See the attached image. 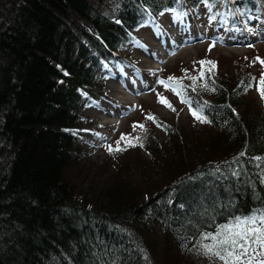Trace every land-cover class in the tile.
<instances>
[{
  "label": "trees",
  "instance_id": "obj_1",
  "mask_svg": "<svg viewBox=\"0 0 264 264\" xmlns=\"http://www.w3.org/2000/svg\"><path fill=\"white\" fill-rule=\"evenodd\" d=\"M200 4L230 20L264 16V0H0V264H214L200 234L264 209V165L252 159L264 156V99L244 97L248 75L228 84L206 72L207 89H186L207 105L206 151L195 161L161 122L172 150L156 156L146 138L164 173L143 185L95 178L76 145L80 111L137 28Z\"/></svg>",
  "mask_w": 264,
  "mask_h": 264
},
{
  "label": "rangeland",
  "instance_id": "obj_2",
  "mask_svg": "<svg viewBox=\"0 0 264 264\" xmlns=\"http://www.w3.org/2000/svg\"><path fill=\"white\" fill-rule=\"evenodd\" d=\"M216 15L201 4L191 14L162 12L139 26L135 39L108 62L97 96L80 111L82 130L76 140L82 162L95 178L107 179L119 174L136 185H143L146 178L163 176V165L139 145L127 147L125 151H108V145L115 148L123 133L139 136L143 143L151 138L153 148L159 150L156 156L170 155L172 148L167 132L147 120L148 114L176 127L192 159L202 158L206 151L203 141L214 128L196 120L179 96L157 83L169 76L183 78L185 69L189 75L198 76L200 60L215 61L212 74L228 84L243 75L256 78L243 94L249 104L262 105L257 87L264 65L256 58L264 60V16L254 13L242 22L239 14H234L231 20L229 14ZM170 52L172 55L168 56ZM182 83L192 85L187 78ZM157 93L163 94L176 111L159 103ZM94 113L102 115L108 123L99 125L103 120ZM134 123H143L147 131L139 127L133 130ZM125 146L121 141L120 147Z\"/></svg>",
  "mask_w": 264,
  "mask_h": 264
},
{
  "label": "snow or ice",
  "instance_id": "obj_3",
  "mask_svg": "<svg viewBox=\"0 0 264 264\" xmlns=\"http://www.w3.org/2000/svg\"><path fill=\"white\" fill-rule=\"evenodd\" d=\"M207 3V0H204ZM119 23V21H117ZM261 65H264V60L259 57ZM198 63L201 69L198 70V76L188 74L185 69V77L177 78L169 76L167 80L160 79L157 83L164 85L165 89H171L177 96L181 98V102L189 106L193 117L201 123H210L207 116L204 115L206 104L197 103L193 107V100L187 96L186 89L191 87L192 91H196V87L208 88V79L205 77V72L212 73L216 67V62L208 59L200 60ZM211 65L209 68L204 66ZM184 78L190 79L192 85H184L182 80ZM203 79L204 83L197 85V80ZM254 77H249V83L245 85V90L252 87V80ZM215 91V88L211 89ZM257 91L261 99H264V73L261 74ZM158 102L164 104L172 111H176L171 102L161 93H157ZM146 119L153 121L157 126H162L161 122L153 114H148ZM139 127L143 131H147L143 123L133 125V130ZM99 135V133H97ZM121 141L125 142V147H120ZM139 145L143 147V139L139 136L132 137L131 134H121L120 140L116 142V147L108 145V151H125L127 147H135ZM245 153L241 152L237 157L233 158V163L239 161V158ZM258 161L260 165H264V156H256L252 158ZM215 171H220L219 166ZM232 175L239 176V171H233ZM261 182L264 183V168L261 169ZM205 241H208L207 243ZM199 250L211 260L214 264L219 261L220 264H264V209H258L251 214L242 216H233L227 223L218 225L214 232H205L200 234L199 240L196 241ZM146 264H150L149 258L145 256Z\"/></svg>",
  "mask_w": 264,
  "mask_h": 264
},
{
  "label": "bare ground",
  "instance_id": "obj_4",
  "mask_svg": "<svg viewBox=\"0 0 264 264\" xmlns=\"http://www.w3.org/2000/svg\"><path fill=\"white\" fill-rule=\"evenodd\" d=\"M177 38H178V37H177ZM182 41H183V40H182ZM164 43H165V42H164ZM168 48H169V47H168ZM171 50H172V49H171ZM155 51H156V50H155ZM173 51H174V50H173ZM169 54H170V55H168V56H171V55H172V52H170ZM110 112H111V111H110ZM100 113H101V112H100ZM94 115H96V117H98V119L103 120V121H100L99 125H102V124H104V123H105V124L108 123V120H105L106 118L104 119V117H103L102 115H100V114L98 115V114H95V113H94ZM105 116H106V115H105Z\"/></svg>",
  "mask_w": 264,
  "mask_h": 264
}]
</instances>
